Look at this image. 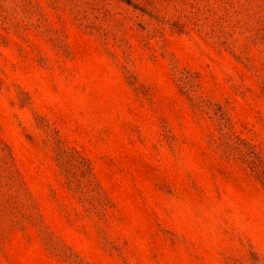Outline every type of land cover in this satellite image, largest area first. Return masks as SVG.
Wrapping results in <instances>:
<instances>
[{
    "label": "rangeland",
    "instance_id": "obj_1",
    "mask_svg": "<svg viewBox=\"0 0 264 264\" xmlns=\"http://www.w3.org/2000/svg\"><path fill=\"white\" fill-rule=\"evenodd\" d=\"M0 264H264V0H0Z\"/></svg>",
    "mask_w": 264,
    "mask_h": 264
}]
</instances>
